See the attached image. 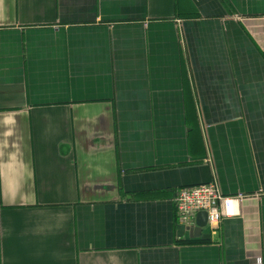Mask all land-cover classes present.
<instances>
[{
	"label": "crops",
	"instance_id": "0c3cea01",
	"mask_svg": "<svg viewBox=\"0 0 264 264\" xmlns=\"http://www.w3.org/2000/svg\"><path fill=\"white\" fill-rule=\"evenodd\" d=\"M0 264H264V0H0Z\"/></svg>",
	"mask_w": 264,
	"mask_h": 264
},
{
	"label": "built area",
	"instance_id": "2783aa9c",
	"mask_svg": "<svg viewBox=\"0 0 264 264\" xmlns=\"http://www.w3.org/2000/svg\"><path fill=\"white\" fill-rule=\"evenodd\" d=\"M247 196L225 195L217 179L208 183L185 187L175 197L177 220L180 224L194 228L200 212L208 215V225L217 228L225 218L240 216Z\"/></svg>",
	"mask_w": 264,
	"mask_h": 264
},
{
	"label": "water",
	"instance_id": "95a60500",
	"mask_svg": "<svg viewBox=\"0 0 264 264\" xmlns=\"http://www.w3.org/2000/svg\"><path fill=\"white\" fill-rule=\"evenodd\" d=\"M208 225V215L206 212H200L196 218V226L190 230L191 238H199L202 231Z\"/></svg>",
	"mask_w": 264,
	"mask_h": 264
},
{
	"label": "trees",
	"instance_id": "16d2710c",
	"mask_svg": "<svg viewBox=\"0 0 264 264\" xmlns=\"http://www.w3.org/2000/svg\"><path fill=\"white\" fill-rule=\"evenodd\" d=\"M195 242H196L195 240H186L183 243L192 244V243H195Z\"/></svg>",
	"mask_w": 264,
	"mask_h": 264
},
{
	"label": "rangeland",
	"instance_id": "374dc122",
	"mask_svg": "<svg viewBox=\"0 0 264 264\" xmlns=\"http://www.w3.org/2000/svg\"><path fill=\"white\" fill-rule=\"evenodd\" d=\"M207 228H205L204 230H206Z\"/></svg>",
	"mask_w": 264,
	"mask_h": 264
}]
</instances>
